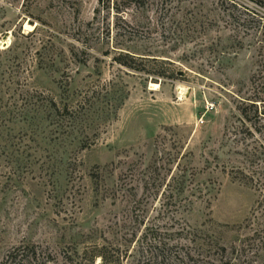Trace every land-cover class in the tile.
I'll return each instance as SVG.
<instances>
[{
	"label": "rangeland",
	"instance_id": "1",
	"mask_svg": "<svg viewBox=\"0 0 264 264\" xmlns=\"http://www.w3.org/2000/svg\"><path fill=\"white\" fill-rule=\"evenodd\" d=\"M0 264H264V2L0 0Z\"/></svg>",
	"mask_w": 264,
	"mask_h": 264
},
{
	"label": "trees",
	"instance_id": "2",
	"mask_svg": "<svg viewBox=\"0 0 264 264\" xmlns=\"http://www.w3.org/2000/svg\"><path fill=\"white\" fill-rule=\"evenodd\" d=\"M261 2H264V0H260ZM121 64L123 65H126V66H129V67H134L135 69H137L135 66H132L131 64L125 62V61H121V60H118ZM158 75L160 76H163V74L161 73H158ZM189 257L192 259V256L188 253ZM100 257H102V259H105V256L103 254H100ZM180 258H182L181 256H176V261L179 262L180 261ZM189 258V259H190Z\"/></svg>",
	"mask_w": 264,
	"mask_h": 264
},
{
	"label": "bare ground",
	"instance_id": "3",
	"mask_svg": "<svg viewBox=\"0 0 264 264\" xmlns=\"http://www.w3.org/2000/svg\"><path fill=\"white\" fill-rule=\"evenodd\" d=\"M153 85L158 87V84H153Z\"/></svg>",
	"mask_w": 264,
	"mask_h": 264
}]
</instances>
